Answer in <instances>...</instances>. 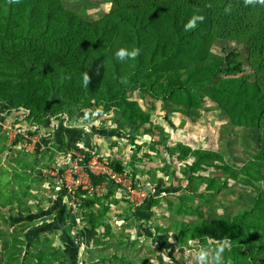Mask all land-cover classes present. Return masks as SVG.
Segmentation results:
<instances>
[{"label":"rangeland","instance_id":"374dc122","mask_svg":"<svg viewBox=\"0 0 264 264\" xmlns=\"http://www.w3.org/2000/svg\"><path fill=\"white\" fill-rule=\"evenodd\" d=\"M66 2L103 24L112 0ZM214 45L234 74L255 78L239 44ZM134 61L110 83L127 81ZM62 74L59 67L55 83ZM107 99L105 90L63 89L36 113L0 99V167L8 172L0 173V264H25L30 253L39 257L30 264H119L113 253L124 264L219 263L223 243L178 245L170 231L180 218L233 214L264 191L257 145L216 107L193 121L160 110L138 121ZM82 150L90 152L86 161ZM116 161L122 172L114 170ZM86 165L100 179L91 181ZM15 249L22 253L8 258Z\"/></svg>","mask_w":264,"mask_h":264},{"label":"trees","instance_id":"16d2710c","mask_svg":"<svg viewBox=\"0 0 264 264\" xmlns=\"http://www.w3.org/2000/svg\"><path fill=\"white\" fill-rule=\"evenodd\" d=\"M105 15L104 23L98 24L66 0H0V99L17 100L36 113L50 94L60 90L77 87L88 94L105 90L110 107L138 121H148V111L154 110L193 121L208 107H216L231 127L257 145L255 157L264 166V4L112 0ZM194 16L204 19L186 30ZM115 34L125 38L116 40ZM216 41L239 44L249 55L255 78L234 74L225 63L224 50L215 48ZM124 47L139 49L133 73L127 81L111 84L110 76L117 77L130 60L120 61L114 54ZM59 67L62 81L55 83L53 74ZM85 73L90 77L88 85ZM82 152L86 161L90 152ZM113 167L123 171L117 161ZM84 168L91 181L100 179L87 165ZM5 170L0 167L7 176ZM243 204L246 207L233 214L209 215L197 222L180 218L170 234L178 245L196 240L223 243L224 256L217 264H264V191ZM15 251L7 257L22 253ZM34 255L38 257L27 255L25 264ZM112 257L126 263L114 253Z\"/></svg>","mask_w":264,"mask_h":264},{"label":"clouds","instance_id":"9594fccd","mask_svg":"<svg viewBox=\"0 0 264 264\" xmlns=\"http://www.w3.org/2000/svg\"><path fill=\"white\" fill-rule=\"evenodd\" d=\"M15 2H19V0H15ZM254 0H245V3L246 4H251L253 3ZM255 2H259L261 4H264V0H255ZM204 17L203 16H194L189 22L188 24L185 26V29L186 30H189V29H192L196 26V23L197 21H203ZM116 57L117 59L123 61L127 58H130V59H135L138 55H139V49L138 48H134L132 49L131 51H128L127 49H124V48H121L119 49L117 52H116ZM90 81V77L88 76L87 73L84 74V84L85 85H88ZM122 82H125L122 80ZM220 251L222 252L223 251V248L220 249ZM204 256L205 254L202 253L201 254V260L204 259ZM217 258H219V256H217Z\"/></svg>","mask_w":264,"mask_h":264}]
</instances>
